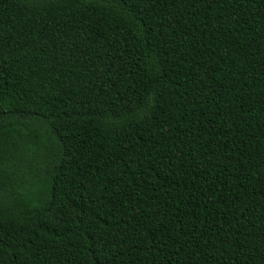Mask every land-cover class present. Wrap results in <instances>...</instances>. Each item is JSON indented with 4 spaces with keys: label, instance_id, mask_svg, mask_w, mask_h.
I'll list each match as a JSON object with an SVG mask.
<instances>
[{
    "label": "trees",
    "instance_id": "16d2710c",
    "mask_svg": "<svg viewBox=\"0 0 264 264\" xmlns=\"http://www.w3.org/2000/svg\"><path fill=\"white\" fill-rule=\"evenodd\" d=\"M0 264H264V0H0Z\"/></svg>",
    "mask_w": 264,
    "mask_h": 264
}]
</instances>
